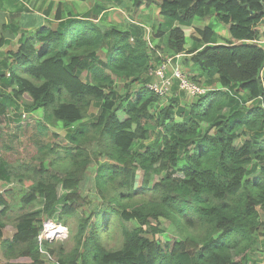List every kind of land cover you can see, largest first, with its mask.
Here are the masks:
<instances>
[{
  "label": "trees",
  "instance_id": "trees-1",
  "mask_svg": "<svg viewBox=\"0 0 264 264\" xmlns=\"http://www.w3.org/2000/svg\"><path fill=\"white\" fill-rule=\"evenodd\" d=\"M79 1L87 0L72 4ZM112 1L135 12L156 5L170 27L154 23L152 45L138 26H107L109 8L96 1L77 13L57 2L52 25L53 0L41 13L0 0V121L43 111L30 162L7 159L0 146V180L15 186L7 191L12 200L0 195V264L263 262L264 0ZM212 16L230 38L223 42L209 24L196 28L186 48L183 26ZM14 34L18 48L2 53ZM161 49L185 54L190 79L208 91L189 101L178 79L165 97L150 88L151 73L164 63ZM95 103L98 115L85 121ZM56 123L67 140L50 131ZM241 134L249 138L237 146ZM16 204L34 209L19 214L16 232L5 238ZM74 218L71 248L58 236L39 239L45 220L70 227ZM165 221L176 228L173 241L160 238ZM116 230L109 249L104 240Z\"/></svg>",
  "mask_w": 264,
  "mask_h": 264
},
{
  "label": "rangeland",
  "instance_id": "rangeland-1",
  "mask_svg": "<svg viewBox=\"0 0 264 264\" xmlns=\"http://www.w3.org/2000/svg\"><path fill=\"white\" fill-rule=\"evenodd\" d=\"M25 1H27V3H25L27 6H30L33 10H35V9H38L39 6H42L43 8H47L50 1L52 0H25ZM28 1H30L31 4H29L30 2ZM53 1H54V6L51 9L52 11L48 16H49V20L53 23L52 25H56L57 22L54 19V17H55V10H56L57 2L55 1H58V0H53ZM94 1L95 0H87L84 3H80V6H77V5L74 6L71 3V0H68L69 3H67V7L71 8V10L74 13H77V9L84 10L88 8L89 6L91 7ZM32 3H34V5H32ZM97 3L104 4L107 9L109 8L105 16L107 26L115 25L122 29L126 28V26L129 28H134L132 27L133 25H135L136 28L138 26L142 29V34L145 37H147V39L151 42L152 45H155V43L157 42V40L154 41L152 39L153 30L156 29L155 26L153 27V24L156 23V27L159 24H161L163 27H165L164 28L165 30H168L167 28L170 27V25L165 22L166 19L168 22L170 19L168 17L161 16L156 5H153L147 11L135 12V10L131 9V7L128 4L125 6V5L120 4L118 1L98 0ZM209 24H213L215 31L217 33H220V34L225 33V35H228V31H229L228 27L225 24L219 22L215 16L205 17V18L196 17L193 20L192 25L183 26V29L185 30V33L187 35L186 36L187 37L186 48L191 47L192 36L197 35L196 28H202ZM142 25H145V26H142ZM176 25H178V22H176ZM158 27H161V26H158ZM29 30L31 29L29 28ZM19 38H20V35L14 34L13 39H12V41H14L13 44H9L7 46L5 45L4 48L1 50L2 53L6 52L7 50H12L11 49L12 47L14 48V50H16L18 48L17 44H18ZM161 50L164 51L163 53L166 57L171 56L167 49H161ZM181 58L182 59L179 63L180 68L185 70L186 73L189 75L190 67L184 66L183 64V59L185 58V54ZM172 63L173 61H171L168 64V66ZM176 66L177 65L175 63V67ZM169 69H173V66L170 65ZM117 82H118L119 88H121L123 85V82L120 80H118ZM187 99L189 101H193L195 98L187 96ZM99 111H100V106L96 103L93 104L92 108L90 109V114L89 116L86 117L85 121H93L95 117L98 115ZM42 115H43V111L40 109V110L33 112V114H31L33 118L30 117V115L29 116L27 115L28 117L26 119L24 118V120L21 122H13V121L5 122V120L0 121V146L2 148L4 147V156L7 157V159L15 161L16 163H23L24 161H27V162L31 161V150L35 149V144L33 141L36 138L35 131H34V125H35L36 119L41 118ZM50 131L59 133L62 138L66 136V129L64 128V126H62L59 123H56L55 125H51ZM247 138H249L248 134H244V135L241 134V136L236 140V145L240 146L244 142V140ZM44 140H47V138H44ZM62 140L63 139L59 141L61 142ZM153 140H154V135L150 136V138L147 139L145 143H141L140 141H137L138 142L137 145L145 146L146 144L152 142ZM0 153H1V150H0ZM53 157L54 155H50L46 158V160L50 161ZM41 161L42 159H39L36 161L37 166H40ZM48 163L49 162H46V164ZM54 169L60 174H64L59 164L54 166ZM93 172H91L90 174L93 175L94 174ZM143 177H144V171L142 169H139L137 171V177H136V182H135V186L137 188L141 186L143 182ZM155 178L156 177L153 176L151 183L154 182ZM13 187H15L13 183L7 184L5 181L0 180V195L5 196V198L8 201L12 200L15 195L12 196L8 194L7 196V191L12 189ZM60 191L62 192L61 188H60ZM15 200H17V202L19 201V199H15ZM2 208H3V205L0 203V210ZM31 209H34V208L33 207H23L19 204H16V206L9 212V216L5 218L6 223H7L6 228H5V238H11L13 234L16 232L17 216L21 214L23 211L31 210ZM83 210H85V207H82L80 209V215L82 214ZM77 222H78L77 218L72 219L71 226H70L71 228L68 227L67 232H64V233L59 232L60 234L59 240L62 243H64L67 248H71L72 245L74 244V239L72 240V234H75L77 231V224H78ZM100 222L102 221L100 220ZM162 228L166 234L160 235L161 240L165 241L169 239L173 241L174 238L177 237L175 233L176 228L171 221L163 222ZM112 235H113L112 239L104 240L106 243V246L109 249H114L116 247L117 240H118V231L116 230L114 233L112 232ZM46 251L47 250H44V252ZM45 254L48 255V252H46ZM0 256L3 257L1 248H0ZM249 264H253V263L250 262ZM259 264H264V261Z\"/></svg>",
  "mask_w": 264,
  "mask_h": 264
},
{
  "label": "built area",
  "instance_id": "built-area-1",
  "mask_svg": "<svg viewBox=\"0 0 264 264\" xmlns=\"http://www.w3.org/2000/svg\"><path fill=\"white\" fill-rule=\"evenodd\" d=\"M181 54L165 56L164 63L155 69L151 74H154V80L148 85L150 88L154 89L162 97L168 96L172 86V80H179V87L186 91L189 97H200L205 94L208 89L201 86L199 83L194 82L190 79L189 75L185 70L180 68V58ZM173 61V69H169L168 64ZM176 63V67H175ZM68 227L59 223H54L50 219H47L43 223V230L39 236L40 240H54L57 236L59 237V232H67Z\"/></svg>",
  "mask_w": 264,
  "mask_h": 264
},
{
  "label": "crops",
  "instance_id": "crops-1",
  "mask_svg": "<svg viewBox=\"0 0 264 264\" xmlns=\"http://www.w3.org/2000/svg\"><path fill=\"white\" fill-rule=\"evenodd\" d=\"M21 1H23V3H27V1H25V0H21ZM59 1L68 2V0H58V1H55V2H59ZM72 1H76V0H71V3H72ZM77 1H78V0H77ZM95 1L97 2L98 0H95ZM95 1H94V3H95ZM28 2H30V1H28ZM79 2L84 3V2H86V1H84V2L79 1ZM68 3H69V2H68ZM29 4H31V2H30ZM32 5H34V3H32ZM76 5H77V6H80V3H78V4H76ZM56 6H57V4H56ZM39 7H40V6H39ZM91 7H92V5H91ZM91 7L89 6L88 8H86V9H84V10H80V11H81V12H85V11L89 10ZM34 12H35V13H41L40 11H38V9H35ZM22 19H24V16L22 17ZM1 24H4V22H2ZM260 30H261V32H262V37H261V40H259L258 42H259V43H262V44L264 45V24L261 25ZM1 32L4 34V30H3V29H1ZM221 35L224 36V39H221V40H223V42H225L228 38H230L229 31H228V35H225V33H221ZM10 37L12 38L11 35H10ZM13 42H14V41H12V43H10V44H13ZM6 46H7V45H6ZM3 48H4V47H3ZM12 48H13V47H12ZM180 59H181V58H180Z\"/></svg>",
  "mask_w": 264,
  "mask_h": 264
}]
</instances>
